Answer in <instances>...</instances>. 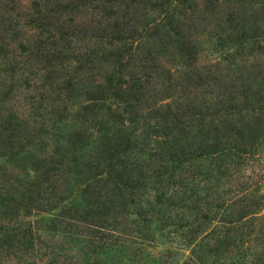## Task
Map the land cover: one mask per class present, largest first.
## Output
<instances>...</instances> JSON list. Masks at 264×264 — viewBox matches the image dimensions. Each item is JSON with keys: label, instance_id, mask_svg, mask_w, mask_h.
<instances>
[{"label": "rangeland", "instance_id": "374dc122", "mask_svg": "<svg viewBox=\"0 0 264 264\" xmlns=\"http://www.w3.org/2000/svg\"><path fill=\"white\" fill-rule=\"evenodd\" d=\"M263 227L264 0H0V264L212 262L239 229L248 264Z\"/></svg>", "mask_w": 264, "mask_h": 264}, {"label": "trees", "instance_id": "16d2710c", "mask_svg": "<svg viewBox=\"0 0 264 264\" xmlns=\"http://www.w3.org/2000/svg\"><path fill=\"white\" fill-rule=\"evenodd\" d=\"M207 109H209V107ZM222 112L224 113V107H222ZM223 113H221V115ZM203 114H205V112H201L200 116L199 117L197 116V123H199V125H201V126H203V123L201 121V120H203V119H201V118H203L202 117ZM244 114H245V112H244ZM245 118H247V120L250 119V117H245ZM223 120H225V117L222 118V121ZM200 134H203V132H200ZM205 139H206V137H202V140H205ZM244 142H245V140H244ZM248 146L251 147L250 145H248ZM201 147L205 148L207 146L203 143ZM210 148H212L211 150H214V149H216V145L210 144ZM76 184H77L76 188H78L79 184H81V183H80V181H76ZM232 206H233L232 207V215L235 217L236 221L239 219H242L243 216L246 215V209H243L240 214L239 213L236 214L234 212L235 210L238 209L237 207H239V204L232 203ZM37 209L40 210L38 205H37ZM208 210H209V208L206 209V211H208ZM203 216H206V212L203 213ZM208 220H210V219H208ZM239 226L240 225H238L237 229L240 228ZM234 228H232V231L234 230ZM252 231H253V229H252ZM251 234H252L251 230L244 231L243 229L237 230L234 233L233 237L229 236V232L228 233L227 232L222 233V236L219 233L214 242L206 244L205 247L203 248L205 250L204 252H206L208 256H213L212 262H207V258L204 259V257L202 259L201 254H199L197 251H194L193 249H191L189 255L187 256V257H189V259H188V261L185 260L184 263L187 264V262L189 263V261H190L191 264H247L246 263L247 260L244 262L242 260H239V259H236L233 257H229V256H230L231 252L233 251V248H236V247L241 248L240 246H242L243 243L246 242V240L249 243ZM223 241H225L224 245L221 244ZM204 252H202V254ZM138 257H139V254H137V253L134 254V258L137 259L138 264H146L147 263L143 258L138 259ZM255 260H256V262H258V264L264 263V261L261 259V257L259 258V256L254 255L251 257V261L248 264H252L253 262H255Z\"/></svg>", "mask_w": 264, "mask_h": 264}]
</instances>
